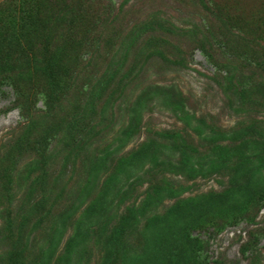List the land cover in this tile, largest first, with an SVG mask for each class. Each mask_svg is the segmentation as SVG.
I'll return each mask as SVG.
<instances>
[{
  "label": "rangeland",
  "instance_id": "1",
  "mask_svg": "<svg viewBox=\"0 0 264 264\" xmlns=\"http://www.w3.org/2000/svg\"><path fill=\"white\" fill-rule=\"evenodd\" d=\"M112 2L125 9L117 18H91L83 3L64 26L58 24L60 0H0V264L9 244L17 264H37L39 249L49 240L50 221L44 231L34 230L41 205L36 209L25 201H35L50 188L63 203L79 205L61 238L52 234L56 225L51 229L55 264H79L78 253H67L68 240L83 239L91 244L80 264H264V0ZM40 60L45 73L38 71ZM226 73L247 82L243 100L230 92ZM109 96L111 106L102 115L98 108ZM134 102L140 122L131 118ZM186 113L203 117L205 124ZM27 125L32 130L22 134ZM69 126L73 138L89 141L87 149L77 150L75 157L61 152L56 164L45 166L49 151L63 149L58 140ZM195 126L217 130L220 140L235 137V146L248 140L240 156L256 154V147L260 154L252 160L217 159L212 163H222L210 175L182 176L173 165L187 146L192 161L200 152L213 153L201 148L204 141ZM163 130L181 136L183 151L158 143ZM252 130L261 138L249 137ZM117 147L121 150L115 156L138 152L150 169L130 200L111 208L137 220L116 243L109 240L115 244L111 253L103 240L106 230L93 227L85 236V227L89 218L99 216L90 211L100 207L98 191L112 167L100 174L91 192L70 166ZM156 183L176 191L159 200ZM6 194L11 206L5 205ZM147 197L154 204L143 214L134 212ZM250 200L249 210L242 212L239 204ZM222 207L232 210L218 215ZM10 210L13 217L29 210L32 223L7 234L4 218Z\"/></svg>",
  "mask_w": 264,
  "mask_h": 264
},
{
  "label": "trees",
  "instance_id": "2",
  "mask_svg": "<svg viewBox=\"0 0 264 264\" xmlns=\"http://www.w3.org/2000/svg\"><path fill=\"white\" fill-rule=\"evenodd\" d=\"M83 3L86 4L85 11L88 15H90L91 18L92 17L99 18L105 15L107 16L111 15L112 17L117 18L116 16H118L121 11L124 12L125 10L123 9V6L119 7L118 9L114 8L112 0H60L59 6L61 8L59 10L62 16L60 17L58 24L59 25L63 24L64 26H67L68 24H70V21L72 20V18L75 15H78V11L80 10L78 6ZM82 11H84V9ZM58 41H61V40L58 38ZM38 63L41 66V70H38V71H40L41 73H45L46 67L43 64V61L40 60ZM263 66H264V62L260 63V67H263ZM261 69L263 70V68ZM226 74L227 75L223 76V78H225V80L226 79L228 80V85H229L228 87L231 89L230 92L233 93L234 97L240 100H243L247 96V95L244 96V93L247 87V82L240 78H233L231 74L230 75L228 73ZM115 75L117 76L119 75V70H117ZM103 92L104 91H102L101 94L96 97L99 99V101L103 99V96H102ZM111 98H112L111 96L106 97L105 100L102 101L101 106L98 108V111H101L102 115H104V112L107 111L109 104L111 106ZM135 104L136 102L133 103V107H131V110H130L132 113H135V117L134 115L130 117L136 120L137 122H140V120L139 121L137 120L139 118L140 110H137L136 107H134ZM18 109L20 110V113L22 114V116L24 117L28 116L30 118V116L26 115L25 111L19 108V106H18ZM180 109L183 113H185L182 107ZM85 110H86V107H85ZM184 116H186V118L187 116H189V118H194L195 121H197L199 125L205 124L204 119L201 116L195 117L188 113L184 114ZM33 121L34 119L30 118V123H32ZM137 122H133V123L135 124V126L138 127L139 124ZM184 123L189 124V121L184 120ZM69 127H68L69 129L61 132L62 134L59 137L58 144H57V145L64 144L63 149H65L67 145L69 150H67L64 153L65 150L63 151V149L61 148L59 149V147L55 146L54 149H52L51 151L47 153L48 163L45 166L51 167L53 164H56L57 158L55 157L61 156V152L64 154L65 157H75L74 153H76L77 150L82 152L87 149L89 145V141L85 140L83 141V143H80V141H77L78 140L77 138L75 137L73 138V133L75 132L74 127L73 126H69ZM29 130H32V126L27 125L26 129L24 130L22 134H29ZM195 131H196V134L199 135L200 140L204 141V142L202 141L203 144L201 148L202 149L209 148L213 153L204 154L199 151L200 153L198 154L199 155L198 160L192 161L191 157L193 156V153L189 152V149L187 146V149L184 150L185 154L181 155V153H179L178 161L175 165H173L174 167L178 168L177 169L178 173L182 176L190 177L192 175V172H195V174L192 175L193 178L194 176L203 177L206 175H210L214 173L215 171H217L219 164L222 163L219 160H218L219 164L212 163V162H216L217 159H224V162L229 161L235 157H237L238 159L244 158L246 160H252L254 157H257L260 154V152H258V150L260 149L256 147V150H257L256 154H253L252 156L248 155L245 157L243 155L240 156L242 151L244 150L243 146L245 142H247L248 140H245V142H243V146L240 147V146L232 145L231 141L232 140L236 141L235 137L231 138V140H229L228 137L220 140L221 138L216 136V135H219V132L213 128H210L209 131H204V129H200L199 126H195L194 132ZM247 135L249 137L256 136L257 138H261V134L259 132L257 133V131H254V130L247 132ZM225 140H228V141L225 142ZM241 140L243 141V137L241 138ZM157 141L158 143L165 141V144L169 146L171 145L175 147L176 149H179V151H181L186 146V144L182 142L181 136L179 137L178 134H175L174 131H171V130L169 131L163 130L162 134H160ZM224 148L226 150L225 152L223 151ZM120 150L121 148L117 147L115 150H111L110 152L105 153V155L101 158L98 156L97 157L94 156L93 161H92L90 160L91 158L86 157L84 160L81 161L80 166L77 167L74 163L71 164L70 166L72 167V172L75 171L74 169L78 170L79 172L78 182L79 183H83V184H85L86 182L89 183V190L91 192H94L95 191L94 188L98 187L99 185L98 182L100 180V174L109 171L108 169L112 167L109 173L108 179H106V183L105 184L102 183V185L99 188L100 191H98L99 198L101 200V205L99 208H96L90 211L91 213L97 212L99 216L89 218L88 225L87 227H85V236L91 235V229H93V227L99 226V228H101L103 233H104V230H106V234L104 236L105 238L103 240L107 241L104 244L108 249H110L111 253L114 252L115 244L109 240H115V243H116V239L118 237H122V235H125V231H127L128 227L134 225L135 223L134 220L137 221L135 218H132L131 216H129V214H125V212L123 213L122 211H118V210L117 211L111 210V208L114 203L118 205L119 203L123 204V202L124 201L126 202V200H130L132 191L136 189L138 185L143 184L144 182L143 178L148 173V170L150 169L144 166V164L142 163L143 161H142L141 155H139L138 157V154H137L138 152H133V153L126 152L121 155L115 156L116 152ZM86 154L90 155L89 152L85 153L84 155ZM113 159H116V162L114 165L111 166L110 162ZM206 163L209 165L204 167ZM154 165L156 166L160 164L154 163ZM255 167L256 165L254 167H251L250 171L255 172ZM151 169H153V167H151ZM64 185L65 184H62L61 187L64 188L65 187ZM155 185H156V188L159 189L158 190L159 200H161L162 196L166 198H168L169 195L171 196V194L169 195L167 194L169 193V191H174V192L176 191L174 187L173 188L162 187L161 184L159 183H156ZM54 190L52 188L43 190L40 197L37 198L35 201H33V198L29 200L27 199L28 201L27 200L25 201V203H27L29 207L33 206L34 208H36V206L41 205L39 209L36 208L39 215L36 216L37 219L33 223H32V220L29 221L30 215L29 213H27L29 212V210L27 211L22 210L20 212L16 211L14 213L16 214V216L14 217L12 215H9L12 212L10 210L9 213L7 214V217L4 218V229L3 230L4 232H7V234L14 232V230L18 228L19 229L22 228L24 225H27L28 221L29 223L27 226H29L30 223H32L33 224L32 227L34 230L42 229V231H44L45 222L50 221V224L47 227L49 230L48 232L50 233V236L48 238L49 240L47 241V243L41 245L42 247L39 249L38 256L35 259V263L37 264H53V263L55 264V262H53V256L57 250V246L54 245V239H52L53 236L51 235V229L53 226L56 225L54 232L52 234H54L55 236L57 234L59 238H61L64 231L67 229L68 223L74 217V215L72 216V213L76 211L73 210V208L79 207L78 204H77L78 206L73 207L72 204H65L63 203L64 201H60L61 196L55 195ZM11 198L12 197L9 196L8 194L4 195V201H5L6 206L12 205L11 204L12 200H11V203L9 202ZM25 198H23V200ZM148 198L149 197L143 199L140 205L137 206L136 209H133L134 212L138 214L145 213L148 205L151 204L152 206V204H154V202L152 201V198L150 200ZM155 199L158 200L156 197ZM90 204H93V202H91ZM57 205H59L60 207L59 209H55ZM239 205H240V208L243 209L242 212L247 211L249 210V207L251 205V200L246 201V202H241ZM231 210L232 209L230 207L229 208L222 207L217 211V214L223 215L224 213H226L227 215V213ZM53 211H55V214L52 213ZM109 216L114 218L113 226L115 227L113 228H111L112 225H111V219ZM226 221L227 222L225 223H228V224L232 223V220H226ZM77 236H79V234H77ZM103 240H100V241L102 242ZM68 241H69L68 243L70 244V248H68L67 253L69 254H71V252L78 253L77 255H79L78 257L80 260L79 261V264H80L82 262V258L85 256L87 250L90 248L89 246L91 243L87 244L86 240L84 239L81 242L79 241L74 242L72 240L71 241L68 240ZM77 245H81V248L80 247L78 248ZM11 246L12 245L9 244V246L7 247V250L6 248H4L5 258L3 260L5 261L3 264H15L16 263L17 259H15L14 257L15 251L12 249L13 246L12 247ZM21 264H23V262H21Z\"/></svg>",
  "mask_w": 264,
  "mask_h": 264
}]
</instances>
